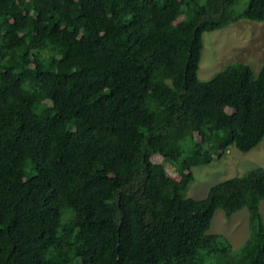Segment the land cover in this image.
Returning <instances> with one entry per match:
<instances>
[{
	"label": "trees",
	"instance_id": "1",
	"mask_svg": "<svg viewBox=\"0 0 264 264\" xmlns=\"http://www.w3.org/2000/svg\"><path fill=\"white\" fill-rule=\"evenodd\" d=\"M241 18L264 0H0V264H264V168L185 195L264 136V63L196 76ZM243 207L232 253L207 230Z\"/></svg>",
	"mask_w": 264,
	"mask_h": 264
},
{
	"label": "rangeland",
	"instance_id": "2",
	"mask_svg": "<svg viewBox=\"0 0 264 264\" xmlns=\"http://www.w3.org/2000/svg\"><path fill=\"white\" fill-rule=\"evenodd\" d=\"M202 48L196 70L199 80H206L214 73L222 70L227 64L243 62L258 71L264 63V21L239 19L235 23L203 31L201 34ZM264 168V136L249 151L242 153L234 147L219 159L205 165L191 167L192 180L187 184L185 195L200 199L207 194L211 185L230 177L240 176L246 170ZM170 179L176 181L178 176L165 169ZM259 213L264 225V200L258 203ZM248 214L245 207L226 217L220 209H216L210 220L207 233H214L225 238L232 253L247 240L250 234Z\"/></svg>",
	"mask_w": 264,
	"mask_h": 264
}]
</instances>
